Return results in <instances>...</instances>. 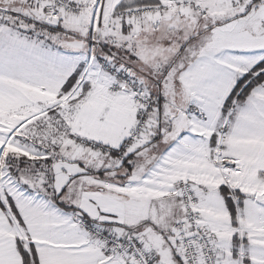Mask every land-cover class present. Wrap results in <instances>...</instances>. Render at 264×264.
<instances>
[{"label":"snow or ice","instance_id":"6c2138e0","mask_svg":"<svg viewBox=\"0 0 264 264\" xmlns=\"http://www.w3.org/2000/svg\"><path fill=\"white\" fill-rule=\"evenodd\" d=\"M0 264H264V0H0Z\"/></svg>","mask_w":264,"mask_h":264}]
</instances>
